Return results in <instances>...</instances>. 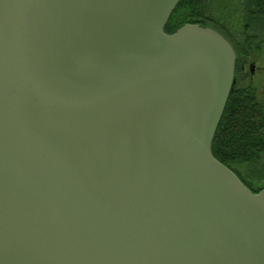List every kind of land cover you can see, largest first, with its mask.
I'll list each match as a JSON object with an SVG mask.
<instances>
[{"label":"water","instance_id":"water-1","mask_svg":"<svg viewBox=\"0 0 264 264\" xmlns=\"http://www.w3.org/2000/svg\"><path fill=\"white\" fill-rule=\"evenodd\" d=\"M181 1L0 0V264H264L212 152L236 52Z\"/></svg>","mask_w":264,"mask_h":264},{"label":"trees","instance_id":"trees-1","mask_svg":"<svg viewBox=\"0 0 264 264\" xmlns=\"http://www.w3.org/2000/svg\"><path fill=\"white\" fill-rule=\"evenodd\" d=\"M232 12L239 21H231ZM186 24L211 27L248 55L256 42L264 45V0H182L166 33ZM258 91L253 84L235 85L212 147L214 157L254 193L264 189V103Z\"/></svg>","mask_w":264,"mask_h":264},{"label":"flooded vegetation","instance_id":"flooded-vegetation-1","mask_svg":"<svg viewBox=\"0 0 264 264\" xmlns=\"http://www.w3.org/2000/svg\"><path fill=\"white\" fill-rule=\"evenodd\" d=\"M232 44V43H231ZM233 45V44H232ZM234 47V46H233ZM236 52V65H235V78L236 84H246L247 80L253 81L258 75H264L263 60L252 58L255 53L252 51L251 54L242 55L234 47ZM253 50V49H252Z\"/></svg>","mask_w":264,"mask_h":264},{"label":"rangeland","instance_id":"rangeland-1","mask_svg":"<svg viewBox=\"0 0 264 264\" xmlns=\"http://www.w3.org/2000/svg\"><path fill=\"white\" fill-rule=\"evenodd\" d=\"M239 14L232 12V19L231 21L233 22H237L239 21ZM260 42H256L255 46L253 48V52L255 53V55L252 56V58L254 59H262L263 62L262 64L264 65V45L261 46ZM260 47V50H257L256 48ZM247 85L249 84H253L254 86H256L258 88V93H259V98L261 99V101L264 103V75H258L257 77L254 78L253 81L251 80H247L245 82ZM263 161H264V157H263Z\"/></svg>","mask_w":264,"mask_h":264}]
</instances>
